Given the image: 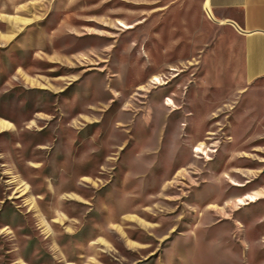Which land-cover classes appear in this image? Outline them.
<instances>
[{"label": "rangeland", "instance_id": "374dc122", "mask_svg": "<svg viewBox=\"0 0 264 264\" xmlns=\"http://www.w3.org/2000/svg\"><path fill=\"white\" fill-rule=\"evenodd\" d=\"M238 45L205 0H0V264H264L244 224L192 228L264 214Z\"/></svg>", "mask_w": 264, "mask_h": 264}, {"label": "crops", "instance_id": "0c3cea01", "mask_svg": "<svg viewBox=\"0 0 264 264\" xmlns=\"http://www.w3.org/2000/svg\"><path fill=\"white\" fill-rule=\"evenodd\" d=\"M205 3L208 16L219 22L222 27L229 29L238 42L244 80L252 83L263 78L264 0H205ZM236 197H232L227 206L237 207H233L231 212L226 210L227 215L211 209L193 214L192 228L197 231L202 229L208 233H217L226 229L235 231L244 224L248 235L253 232L264 235V214L250 217L245 213L246 210L260 203V199L239 207ZM214 246H220L219 248L223 250L228 249L221 244L214 243ZM222 258L225 260V257Z\"/></svg>", "mask_w": 264, "mask_h": 264}]
</instances>
